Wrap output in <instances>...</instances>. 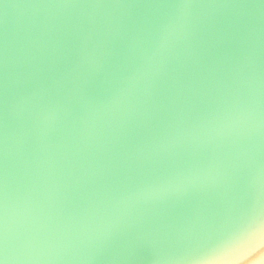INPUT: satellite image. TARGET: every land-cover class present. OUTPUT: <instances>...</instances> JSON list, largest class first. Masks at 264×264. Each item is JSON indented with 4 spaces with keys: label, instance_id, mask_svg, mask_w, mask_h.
I'll return each instance as SVG.
<instances>
[{
    "label": "water",
    "instance_id": "water-1",
    "mask_svg": "<svg viewBox=\"0 0 264 264\" xmlns=\"http://www.w3.org/2000/svg\"><path fill=\"white\" fill-rule=\"evenodd\" d=\"M0 264H264V0H0Z\"/></svg>",
    "mask_w": 264,
    "mask_h": 264
}]
</instances>
